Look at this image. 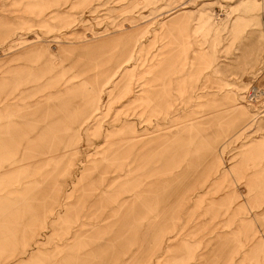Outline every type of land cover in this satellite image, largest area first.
Wrapping results in <instances>:
<instances>
[{"label": "rangeland", "instance_id": "rangeland-1", "mask_svg": "<svg viewBox=\"0 0 264 264\" xmlns=\"http://www.w3.org/2000/svg\"><path fill=\"white\" fill-rule=\"evenodd\" d=\"M37 45L91 116L22 101L0 264H264V0H0V59Z\"/></svg>", "mask_w": 264, "mask_h": 264}, {"label": "crops", "instance_id": "crops-1", "mask_svg": "<svg viewBox=\"0 0 264 264\" xmlns=\"http://www.w3.org/2000/svg\"><path fill=\"white\" fill-rule=\"evenodd\" d=\"M67 49L68 48H59L55 50L53 48H47L46 46L37 45L36 47L13 54L7 59H0V149H2L0 151V156L8 155L10 157L0 159L1 187L4 185L9 186L8 181L16 178L14 175H10L9 179L5 177L6 174L9 175L5 167L12 161L10 156L11 153L16 155L19 153L18 151H23L24 149V152L29 158H36L34 152H26L27 147H37L35 143L31 142V137H26V145L20 146L11 153H6V151L3 150L9 146L7 144L10 138L9 134H11L9 131H12V128L15 127L14 122L11 121L12 118L16 116V114H35L39 110H43V106L48 105L46 103L41 104L40 101L37 100L28 103H23L22 101L27 98H33V96L39 93L44 94V91L47 89H52L53 92L48 95L47 98H53L54 102L60 104L59 111L70 114L67 120L69 122V127L65 128V131L71 134L70 137H72V140L75 138L76 129L81 127L91 116V92L88 87V83L90 85L92 82L91 76L88 77L85 71L76 73L78 77L80 76V78H83L81 81L82 84L75 87L72 85L67 86L59 84L57 79L53 80V72L56 68L55 64L58 63L56 57H61V54L63 56L65 50L69 51ZM90 49H93L92 51L90 50V52H94L95 49L99 51L107 50L105 44L102 42L93 45ZM74 51L80 54V56H84L85 54L82 53V48L74 49ZM85 56L88 57L87 54H85ZM76 64L77 63H73V67H75ZM60 88L61 90H58ZM48 112L53 113L51 111ZM63 138V135L61 137L55 136V139L59 142L63 140ZM16 145L17 144H15V146ZM20 148H22V150H19ZM59 149L60 146L58 145L55 150L56 154ZM56 227L58 226L56 225L55 228Z\"/></svg>", "mask_w": 264, "mask_h": 264}]
</instances>
